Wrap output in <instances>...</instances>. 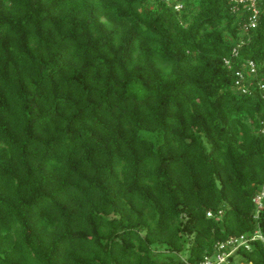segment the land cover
<instances>
[{"label":"trees","instance_id":"trees-1","mask_svg":"<svg viewBox=\"0 0 264 264\" xmlns=\"http://www.w3.org/2000/svg\"><path fill=\"white\" fill-rule=\"evenodd\" d=\"M234 4L0 0V264H203L255 231L228 264H264V104L233 88L246 59L264 85V0L247 29Z\"/></svg>","mask_w":264,"mask_h":264},{"label":"built area","instance_id":"built-area-1","mask_svg":"<svg viewBox=\"0 0 264 264\" xmlns=\"http://www.w3.org/2000/svg\"><path fill=\"white\" fill-rule=\"evenodd\" d=\"M235 4L233 5V11L242 9L250 10L251 14L248 17V21L244 23V28L254 27L257 24L258 8L256 7V0H231ZM180 5H175V9H179ZM240 44H237L232 49V56H236ZM225 64L230 67V58H225ZM257 76L256 63L252 59H246L242 66L235 69L233 88L239 94H252L253 89L257 88L260 91V97L264 104V85L258 82L255 78ZM260 83V84H259ZM260 132L264 134V120L260 128ZM264 201V183L261 189L254 195L252 202L255 205L254 217L257 218L259 211L263 208ZM210 216V213H207ZM256 237H261L259 231H255L252 237L247 235H240L238 237H229L225 241H221L216 245V249L211 256H205L202 260L203 264H228V256L232 254L238 247L242 245L248 246L249 242ZM214 255V256H213Z\"/></svg>","mask_w":264,"mask_h":264},{"label":"rangeland","instance_id":"rangeland-1","mask_svg":"<svg viewBox=\"0 0 264 264\" xmlns=\"http://www.w3.org/2000/svg\"><path fill=\"white\" fill-rule=\"evenodd\" d=\"M187 254V250H184V252H182L181 254L176 255L175 257H179L181 259H184L186 257ZM171 256H173L172 254H170ZM153 257L157 260H161L163 258V255L161 253H154Z\"/></svg>","mask_w":264,"mask_h":264},{"label":"water","instance_id":"water-1","mask_svg":"<svg viewBox=\"0 0 264 264\" xmlns=\"http://www.w3.org/2000/svg\"><path fill=\"white\" fill-rule=\"evenodd\" d=\"M214 256V255H213Z\"/></svg>","mask_w":264,"mask_h":264}]
</instances>
